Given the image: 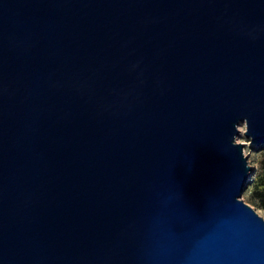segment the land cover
<instances>
[{"label":"water","instance_id":"95a60500","mask_svg":"<svg viewBox=\"0 0 264 264\" xmlns=\"http://www.w3.org/2000/svg\"><path fill=\"white\" fill-rule=\"evenodd\" d=\"M264 0H0V264H264Z\"/></svg>","mask_w":264,"mask_h":264},{"label":"rangeland","instance_id":"374dc122","mask_svg":"<svg viewBox=\"0 0 264 264\" xmlns=\"http://www.w3.org/2000/svg\"><path fill=\"white\" fill-rule=\"evenodd\" d=\"M239 129L241 134L237 137V142L245 144V155L253 167V174L249 177L242 199L264 218V208L261 207V202L264 200V144L261 146L250 144L251 141L245 137L244 123L239 126Z\"/></svg>","mask_w":264,"mask_h":264},{"label":"trees","instance_id":"16d2710c","mask_svg":"<svg viewBox=\"0 0 264 264\" xmlns=\"http://www.w3.org/2000/svg\"><path fill=\"white\" fill-rule=\"evenodd\" d=\"M261 207L264 208V200L261 202Z\"/></svg>","mask_w":264,"mask_h":264}]
</instances>
